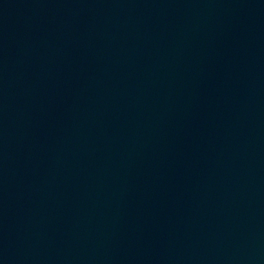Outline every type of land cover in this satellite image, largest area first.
I'll return each mask as SVG.
<instances>
[{"label":"water","instance_id":"95a60500","mask_svg":"<svg viewBox=\"0 0 264 264\" xmlns=\"http://www.w3.org/2000/svg\"><path fill=\"white\" fill-rule=\"evenodd\" d=\"M198 94L252 264H264V0H160Z\"/></svg>","mask_w":264,"mask_h":264}]
</instances>
